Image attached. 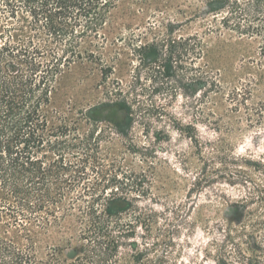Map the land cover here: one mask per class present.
Returning <instances> with one entry per match:
<instances>
[{
    "label": "trees",
    "instance_id": "1",
    "mask_svg": "<svg viewBox=\"0 0 264 264\" xmlns=\"http://www.w3.org/2000/svg\"><path fill=\"white\" fill-rule=\"evenodd\" d=\"M122 1L0 0V264H178V225L146 203L152 176L114 146L137 154L136 129L166 135L156 124L181 123L168 109L180 95L210 114L223 87L206 36L260 39L264 58V0H200L186 20L204 31L179 35L170 19L125 21ZM84 63L101 72L97 102L59 104L64 77ZM242 90L231 101L245 105ZM250 194L217 226L214 264H264V187Z\"/></svg>",
    "mask_w": 264,
    "mask_h": 264
},
{
    "label": "rangeland",
    "instance_id": "2",
    "mask_svg": "<svg viewBox=\"0 0 264 264\" xmlns=\"http://www.w3.org/2000/svg\"><path fill=\"white\" fill-rule=\"evenodd\" d=\"M202 5L200 0H123L117 13L141 26L170 19L181 25L175 33L179 35L204 31L200 20H186ZM133 10L140 11L136 19L129 18ZM206 43V62L218 72L223 87L211 95L210 114L200 117L192 108L198 105L199 96L180 95L168 109L181 123L156 124L166 135L146 137L141 128L136 129L135 144L141 154L126 151L121 141L114 146L126 165L136 171L147 169L152 176L153 199L146 203L178 225L179 232L172 234L176 244L171 255L178 264H214L217 243L222 239L217 226L224 224L230 204L246 199L255 186L264 187V58L259 53L260 39L223 31L207 35ZM100 81L101 72L93 65L74 67L62 81L59 104L83 107L96 103ZM234 87L248 92L245 105L231 101L229 92ZM188 124L195 128L193 138L177 130ZM142 157L147 161L142 163Z\"/></svg>",
    "mask_w": 264,
    "mask_h": 264
}]
</instances>
